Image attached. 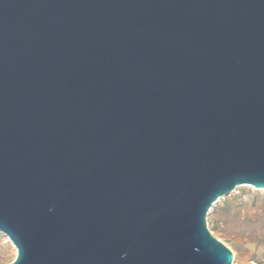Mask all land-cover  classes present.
I'll use <instances>...</instances> for the list:
<instances>
[{
    "label": "water",
    "instance_id": "1",
    "mask_svg": "<svg viewBox=\"0 0 264 264\" xmlns=\"http://www.w3.org/2000/svg\"><path fill=\"white\" fill-rule=\"evenodd\" d=\"M240 186L264 191V0H0L10 264H233L207 216Z\"/></svg>",
    "mask_w": 264,
    "mask_h": 264
},
{
    "label": "rangeland",
    "instance_id": "2",
    "mask_svg": "<svg viewBox=\"0 0 264 264\" xmlns=\"http://www.w3.org/2000/svg\"><path fill=\"white\" fill-rule=\"evenodd\" d=\"M207 226L212 236L234 255L233 264H264V191L240 186L210 210ZM17 249L0 232V264L17 258Z\"/></svg>",
    "mask_w": 264,
    "mask_h": 264
}]
</instances>
